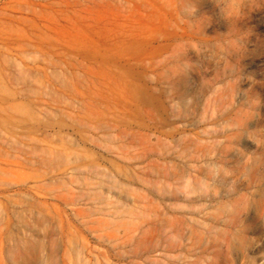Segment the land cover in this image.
I'll list each match as a JSON object with an SVG mask.
<instances>
[{
    "label": "rangeland",
    "instance_id": "rangeland-1",
    "mask_svg": "<svg viewBox=\"0 0 264 264\" xmlns=\"http://www.w3.org/2000/svg\"><path fill=\"white\" fill-rule=\"evenodd\" d=\"M0 264H264V0H0Z\"/></svg>",
    "mask_w": 264,
    "mask_h": 264
}]
</instances>
